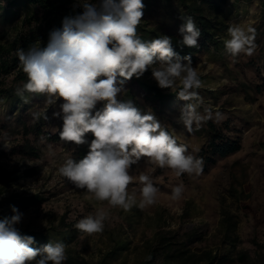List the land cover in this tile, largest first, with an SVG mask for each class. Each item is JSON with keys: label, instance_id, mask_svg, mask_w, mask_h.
Masks as SVG:
<instances>
[{"label": "clouds", "instance_id": "clouds-1", "mask_svg": "<svg viewBox=\"0 0 264 264\" xmlns=\"http://www.w3.org/2000/svg\"><path fill=\"white\" fill-rule=\"evenodd\" d=\"M144 8L143 0H73L72 14L63 18L60 28L49 32L46 46L41 47L38 40L14 52L27 76L15 94L25 103V93L45 96V110L33 112V119L49 120L47 109H56L62 101L52 112V118L62 120L60 139L83 145L88 143L86 134L93 136L82 159L68 157L58 167L59 174L84 190L89 199L107 203L74 225L85 236L104 231L111 209L129 211L135 206L143 210L158 202L160 189L143 172L138 176L139 200L136 192H129V185L137 179L131 174L132 166L142 158L170 169L178 178L203 172V158L178 144L154 114L144 113L131 99H118L127 81L140 79L150 69L159 88L170 90L184 102L179 122L190 133L193 125L198 128L209 119L218 122L223 118L219 111L213 114L210 106L203 113L198 111L204 104L197 91L202 81L191 55L176 52L169 36L145 40L138 34ZM183 20L177 43L195 48L201 31L191 16ZM254 41V28L230 23L223 45L235 63L242 54H253ZM100 102L103 110L93 114ZM0 139L5 149L11 148L6 136ZM184 192L185 185L177 184L171 200L182 199ZM11 211L10 217L0 219V264H65L68 256L62 241L32 247L35 238L21 234L17 227L24 214L15 206Z\"/></svg>", "mask_w": 264, "mask_h": 264}, {"label": "rangeland", "instance_id": "rangeland-1", "mask_svg": "<svg viewBox=\"0 0 264 264\" xmlns=\"http://www.w3.org/2000/svg\"><path fill=\"white\" fill-rule=\"evenodd\" d=\"M64 1L73 3V0ZM187 16L190 15L179 2L165 0L153 6L142 20H146L150 27L157 26L168 33L179 34L178 29ZM21 18L12 24L0 25V32H5L7 39H13L17 27L20 28ZM227 22L255 29L256 48L253 54H242L237 62H232L223 45L226 31L221 37L219 51L211 46L210 50L197 54L192 63L202 81V87L197 91L204 104L198 111L203 113L204 107L210 106L213 114L219 111L223 115L218 122L210 120L220 123L228 118L231 126L229 134L241 139L240 149L203 168L199 176L185 174L179 178L170 169L159 168L147 158H142L132 166L131 174L137 179L129 185V192H136L139 200L138 176L143 172L151 176L160 189L158 202L143 210L135 206L129 211L111 209L102 233L85 236L76 229L69 248L85 257L90 264H101L103 257L118 241L125 244V249L116 257L107 259L106 264H139L146 256L147 241L159 229H194L202 234V239L195 242L193 248H219L223 233L222 210L229 211L237 219V247L247 249L253 256L264 255V91L254 89L264 77V1L240 0ZM142 78L157 85L150 69ZM124 89H127V82ZM134 90L136 97L143 101L140 103L141 110L154 114L177 143L185 145L188 152L194 155L207 139L203 130L205 122L198 128L193 125L194 130L190 133L179 122L183 101L174 100L162 109L158 103L145 102L142 93L137 88ZM124 92L118 96L119 100ZM60 102L56 109H47L50 119L45 120L44 129L56 131L62 128V120L52 118V112L58 110ZM31 103L25 110L16 108L11 111L7 110L5 101L0 103V138L6 136L11 143V148L5 149L0 139V149L7 153L0 156V190L3 191L0 201L4 196L13 194L41 193L44 200L26 208H17L24 214L17 227L39 231L65 223L75 228L79 219L94 214L98 207H107V203L89 199L84 190L76 189L59 174L58 167L64 159L72 158L74 143L61 139L50 141L41 135L29 134L26 137L37 147L39 155L31 157L12 152L13 147L17 148L24 140L22 122L33 123L32 113L45 110V96ZM103 107V102L98 103L93 114L102 111ZM8 172L12 174L4 179V173ZM181 182L185 185L183 198L172 201L171 190ZM12 214L11 209L0 207V219Z\"/></svg>", "mask_w": 264, "mask_h": 264}, {"label": "trees", "instance_id": "trees-1", "mask_svg": "<svg viewBox=\"0 0 264 264\" xmlns=\"http://www.w3.org/2000/svg\"><path fill=\"white\" fill-rule=\"evenodd\" d=\"M165 0H143L145 13L151 11L153 6ZM184 10L194 19L201 31L198 46L195 48L181 47L177 41L181 38L179 34L168 33L161 27H150L146 20H142L138 27V34L145 40L166 35L172 38L173 47L181 56L191 55L192 60L203 50H210L214 47L221 49V37L226 33L229 23L227 22L233 8L238 7L240 0H175ZM264 1V0H262ZM81 11V9H77ZM72 14V4L64 0H0V25L5 26L20 19V28L17 27L13 39H7L5 32H0V100L5 101L6 108L11 111L16 108L27 109L31 102L40 99L43 95L25 93L28 103H25L15 94L18 87H22L27 82L26 74L19 67L18 58L14 55L17 48L27 49L36 41L41 42V47L46 46L49 32L54 28L62 26L65 16ZM143 15V17H144ZM258 71L259 67L257 68ZM12 75L9 78V75ZM135 88L144 96L145 102L158 103L160 108H166L170 102L178 100L176 95L165 92L164 89L149 82L142 77H133L127 81V89L121 96V101L131 99L136 106L142 108L141 99L136 97ZM257 92L264 91V77L260 83L255 84ZM45 120L41 118L31 124L22 122L24 140L13 147L12 152H20L31 157H37V147L27 138L29 134L34 136L41 135L42 138L50 141L59 140V130L51 131L44 129ZM235 129V127H233ZM203 130L206 132L207 139L194 156L202 157L204 169L214 164L217 159L226 157L237 152L241 147V139L238 136L232 137L229 132L231 126L229 119L226 118L220 123L208 120L204 123ZM93 139L91 133L86 134L88 143L75 145L72 151V158L76 161L82 159L89 151V143ZM0 149V156L6 155ZM12 172L4 173L3 178L7 179ZM3 193L0 190V195ZM44 200L41 193L32 194H13L4 196L0 201V207L11 209L26 208ZM221 223L223 233L220 247L212 249L199 246L193 248L195 242L202 239V234L197 230H157L152 239L147 241L146 256L139 264H264V255L253 256L247 249L238 248V236L236 234L237 219L235 215L227 210H222ZM21 234L30 235L35 238L32 245L40 248L49 242L62 241L66 245L68 256L65 264H90L83 256L76 254L69 248L70 242L76 236V229L68 224L61 223L59 226H50L45 230H33L29 228L20 229ZM125 244L118 241L116 245L105 255L101 264H106V260L114 258L122 250Z\"/></svg>", "mask_w": 264, "mask_h": 264}]
</instances>
